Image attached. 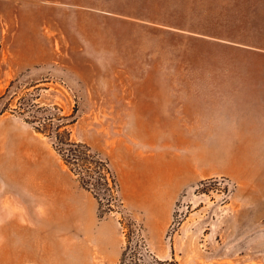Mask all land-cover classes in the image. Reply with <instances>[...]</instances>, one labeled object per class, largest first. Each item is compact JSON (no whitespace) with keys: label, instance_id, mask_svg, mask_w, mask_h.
<instances>
[{"label":"rangeland","instance_id":"1","mask_svg":"<svg viewBox=\"0 0 264 264\" xmlns=\"http://www.w3.org/2000/svg\"><path fill=\"white\" fill-rule=\"evenodd\" d=\"M226 42L264 46V0H0V264H264V145L212 139L196 156L221 174L169 210L157 179L146 202L117 175L121 146H138L137 90L264 73L263 54ZM154 97L132 120L152 144ZM63 143L107 162L109 186L69 167ZM178 153L184 167L194 156Z\"/></svg>","mask_w":264,"mask_h":264},{"label":"crops","instance_id":"2","mask_svg":"<svg viewBox=\"0 0 264 264\" xmlns=\"http://www.w3.org/2000/svg\"><path fill=\"white\" fill-rule=\"evenodd\" d=\"M226 44L255 50L264 55V46L241 42ZM170 78L173 79L165 81H180L174 75ZM187 78L183 80L186 84H157L136 91L129 128L138 146H121L123 155L128 157L125 165L128 163L126 169L119 168L117 173L122 182L126 180L131 185L132 194H138L146 202L150 199L148 192L150 186L153 187V178L157 179L156 183L161 185L168 210L178 194L204 179L221 174L196 156L210 152L208 147L212 139L220 146L240 144L228 141L240 138L249 140L242 142L244 145H264V73L190 74ZM152 97L158 103L155 129L159 131L153 144L140 141L132 125L135 106H141L139 115L145 117ZM164 130H171L172 133L163 134ZM211 131H215L214 134ZM255 139L258 140L255 143L250 141ZM185 148L194 154L186 167L183 165L184 158L178 153L179 149ZM159 149L160 152H157ZM152 160L157 164L153 172L137 169L138 163ZM157 208L150 204L153 222ZM118 256L115 250L110 260L115 262Z\"/></svg>","mask_w":264,"mask_h":264},{"label":"trees","instance_id":"3","mask_svg":"<svg viewBox=\"0 0 264 264\" xmlns=\"http://www.w3.org/2000/svg\"><path fill=\"white\" fill-rule=\"evenodd\" d=\"M59 130V127H58ZM65 134V133H63ZM57 139V136H56ZM61 142V141H60ZM64 145V143L62 144ZM60 153L69 167H74V171H79V173H87L89 177L95 176L96 179L100 182L103 181L104 185L109 186L111 183L110 178H114L108 163L99 159L97 155H93L89 147L83 144L77 143H67L61 147ZM73 170V169H72ZM110 176V177H109ZM82 187L91 191L99 200L100 204L102 199L98 196L94 190L89 188V184L83 181V178L80 180ZM89 185V186H88ZM126 253L124 252L121 257V263L125 264ZM156 264H168V262L156 261Z\"/></svg>","mask_w":264,"mask_h":264}]
</instances>
